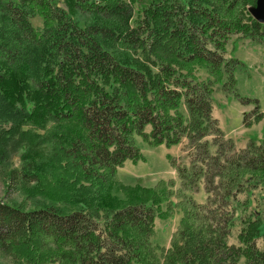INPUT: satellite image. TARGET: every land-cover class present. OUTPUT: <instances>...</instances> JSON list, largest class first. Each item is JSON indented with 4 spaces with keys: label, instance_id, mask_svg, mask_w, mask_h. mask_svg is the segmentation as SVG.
I'll list each match as a JSON object with an SVG mask.
<instances>
[{
    "label": "trees",
    "instance_id": "obj_1",
    "mask_svg": "<svg viewBox=\"0 0 264 264\" xmlns=\"http://www.w3.org/2000/svg\"><path fill=\"white\" fill-rule=\"evenodd\" d=\"M234 36L264 45V0H0V163L22 150L10 180L47 203L0 202V251L15 264H264V200L250 208L264 142L238 149L214 116L222 93L255 106L246 128L264 119L239 93ZM139 138L185 144L188 162L166 156L176 179L119 180L146 162ZM175 215L170 248L153 244Z\"/></svg>",
    "mask_w": 264,
    "mask_h": 264
},
{
    "label": "rangeland",
    "instance_id": "obj_2",
    "mask_svg": "<svg viewBox=\"0 0 264 264\" xmlns=\"http://www.w3.org/2000/svg\"><path fill=\"white\" fill-rule=\"evenodd\" d=\"M78 20L81 25L90 21L86 16H80ZM31 22L36 29H43L44 23L41 17L36 16ZM227 56L245 64L236 73L239 93L243 97L258 99L261 111L264 113V45L234 36L228 44ZM254 108V105H243L236 98L227 97L222 93L216 94L214 97V116L219 120L223 130L234 140L238 149H242V146H245L250 139L256 140L259 144L264 142V119L251 128H246L244 125L245 120L254 122L255 115H252ZM137 140L146 157V162H139L137 165L127 162L123 168L119 169L118 178L126 185H134L138 178H142L147 187L154 186L160 180L176 179V172L166 159L167 154L180 159L181 163L188 162L185 144L167 149L165 146L152 147L140 138ZM9 152L8 160H3L0 163V202L22 206L26 210H36L46 206L47 203L41 198L27 199L25 188L10 180L9 175L12 171L22 169L20 160L22 150H10ZM195 198L198 202L204 203L206 195L201 193ZM240 198L244 200V195H241ZM262 200H264V186L253 193V203L250 206L252 212L261 214L259 206L262 205ZM242 215L243 213L240 211L237 217V226L234 229L233 238H231L232 244L237 243ZM179 221L180 215H175L166 221L158 220L156 222V237L152 239L153 244L169 249L172 235L176 231ZM0 264H15V262L0 251Z\"/></svg>",
    "mask_w": 264,
    "mask_h": 264
},
{
    "label": "crops",
    "instance_id": "obj_3",
    "mask_svg": "<svg viewBox=\"0 0 264 264\" xmlns=\"http://www.w3.org/2000/svg\"><path fill=\"white\" fill-rule=\"evenodd\" d=\"M222 129H223V128H222ZM224 132H225V131H224ZM225 133H226V132H225ZM226 134H227V133H226ZM227 136H228V134H227ZM244 147H245V146L243 145L242 148H244Z\"/></svg>",
    "mask_w": 264,
    "mask_h": 264
},
{
    "label": "water",
    "instance_id": "obj_4",
    "mask_svg": "<svg viewBox=\"0 0 264 264\" xmlns=\"http://www.w3.org/2000/svg\"><path fill=\"white\" fill-rule=\"evenodd\" d=\"M259 12H255V14H258Z\"/></svg>",
    "mask_w": 264,
    "mask_h": 264
}]
</instances>
